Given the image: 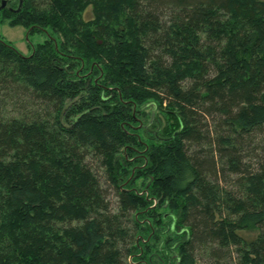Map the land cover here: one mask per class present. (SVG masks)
I'll return each mask as SVG.
<instances>
[{"label": "trees", "instance_id": "trees-1", "mask_svg": "<svg viewBox=\"0 0 264 264\" xmlns=\"http://www.w3.org/2000/svg\"><path fill=\"white\" fill-rule=\"evenodd\" d=\"M5 2L0 264H264V0Z\"/></svg>", "mask_w": 264, "mask_h": 264}, {"label": "rangeland", "instance_id": "rangeland-1", "mask_svg": "<svg viewBox=\"0 0 264 264\" xmlns=\"http://www.w3.org/2000/svg\"><path fill=\"white\" fill-rule=\"evenodd\" d=\"M20 1V0H19ZM22 4V1H21ZM84 20H89L92 18V11L91 7H88L85 12L83 13ZM59 36L58 34H56ZM0 36L2 38L11 43L13 46H15L20 52H22L24 55H28L31 51V47H33L35 44L43 43L47 40L54 39V43H57V38H54L53 35L50 34L48 30H38L35 32H30L29 29L22 25L17 26H9L7 24L6 20H3L1 18L0 14ZM147 111H151V109H147ZM102 171V170H100ZM141 180L139 179L137 182V185L140 186ZM141 193H144V191H141ZM110 200H114V196L111 192ZM241 235H243L246 239H252L255 237V232L252 231H241Z\"/></svg>", "mask_w": 264, "mask_h": 264}, {"label": "water", "instance_id": "water-1", "mask_svg": "<svg viewBox=\"0 0 264 264\" xmlns=\"http://www.w3.org/2000/svg\"><path fill=\"white\" fill-rule=\"evenodd\" d=\"M21 1H22V0L19 1V7H20V5H21ZM5 3H6L5 0H2V1H1L0 9L3 8V7L5 6ZM19 7L17 8V10L19 9Z\"/></svg>", "mask_w": 264, "mask_h": 264}, {"label": "flooded vegetation", "instance_id": "flooded-vegetation-1", "mask_svg": "<svg viewBox=\"0 0 264 264\" xmlns=\"http://www.w3.org/2000/svg\"><path fill=\"white\" fill-rule=\"evenodd\" d=\"M5 5H6V3H5Z\"/></svg>", "mask_w": 264, "mask_h": 264}]
</instances>
